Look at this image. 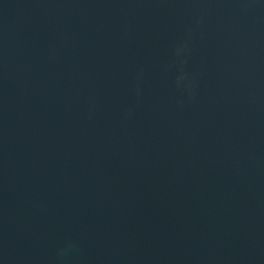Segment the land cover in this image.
<instances>
[{"label": "water", "instance_id": "obj_1", "mask_svg": "<svg viewBox=\"0 0 264 264\" xmlns=\"http://www.w3.org/2000/svg\"><path fill=\"white\" fill-rule=\"evenodd\" d=\"M0 264H264V0H0Z\"/></svg>", "mask_w": 264, "mask_h": 264}]
</instances>
